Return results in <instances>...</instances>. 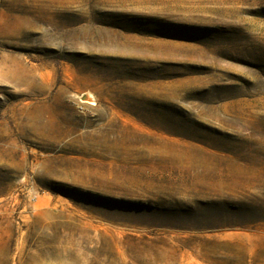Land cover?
Here are the masks:
<instances>
[{
	"label": "rangeland",
	"instance_id": "rangeland-1",
	"mask_svg": "<svg viewBox=\"0 0 264 264\" xmlns=\"http://www.w3.org/2000/svg\"><path fill=\"white\" fill-rule=\"evenodd\" d=\"M0 264H264V0H0Z\"/></svg>",
	"mask_w": 264,
	"mask_h": 264
}]
</instances>
